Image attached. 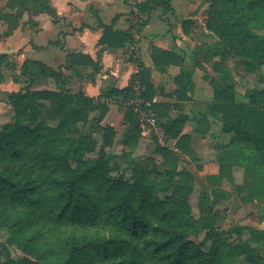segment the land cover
I'll return each instance as SVG.
<instances>
[{"label":"trees","instance_id":"1","mask_svg":"<svg viewBox=\"0 0 264 264\" xmlns=\"http://www.w3.org/2000/svg\"><path fill=\"white\" fill-rule=\"evenodd\" d=\"M168 2L145 0L138 8L141 13L158 7L166 11ZM27 3L35 14L54 16L48 0H9L15 13L3 16L7 36L20 27ZM204 3L205 29L217 39L205 60L217 59L213 71L219 76L210 79L213 102L194 118L200 126L210 115L219 122L221 132L229 135L219 148L218 173L206 180L218 186L230 178L229 169L235 163L249 179L248 196L241 202L264 204V89L246 95L247 102L237 103L229 84L232 75L221 70L229 58L238 59L248 73L264 69V0ZM102 29L99 44L105 48L119 49L132 42L130 34L114 31L112 26ZM198 56L196 53L193 69ZM151 59L157 68L180 67L170 98L189 100L194 70L181 67L183 58L154 49ZM2 66L17 71L8 54H0ZM87 69L93 76L100 67L88 56L68 53L57 70L25 60L13 77L15 84L26 85L8 94L14 121L0 131V230L7 233L6 243H0V264H264V250L241 239L249 230L264 240L263 230L242 225L221 230L212 206L201 203L195 215L188 194L173 186L190 189L193 177L187 169L178 168L180 157L194 159L190 137L182 134L189 117L172 118L170 104L152 103L157 89L150 81V71L139 64L137 91L132 79L125 88L109 86L93 98L68 87L73 75ZM41 80H52L56 89L32 90ZM136 92L143 104L137 112L125 108L126 130L119 155L108 151L113 146L111 127L104 129L98 151L86 136H72L76 124H86L91 113H97L92 119L101 121L113 99L130 98ZM42 111L49 124L41 122ZM143 113L156 120L167 140L174 141L172 148L156 144L154 155L159 160L131 156L140 138ZM94 153L95 157L87 158L86 154ZM117 158L125 167L118 177H112L119 170ZM9 248L20 255L11 258Z\"/></svg>","mask_w":264,"mask_h":264},{"label":"crops","instance_id":"2","mask_svg":"<svg viewBox=\"0 0 264 264\" xmlns=\"http://www.w3.org/2000/svg\"><path fill=\"white\" fill-rule=\"evenodd\" d=\"M144 1L134 0L135 5H132L129 0H48L54 16L37 13L29 20L24 18L21 29L15 30L8 38L5 49L10 51L6 53L16 54L13 52V47L19 40L23 43L27 40L26 47H22L21 58L41 62L53 70L65 64L68 53L88 56L99 65L100 70L93 76L90 75L91 69L84 71L87 72L88 78L81 84V90L93 98L109 86L125 88L132 79L135 81L133 89L137 91L139 64H141L150 71V81L157 89L152 103L170 104L172 107L169 114L172 118L179 115L189 117L182 131V134L190 137L189 146L195 149V145L202 142L216 151L221 147L220 145L228 142L229 135L221 132L219 122L210 115H207V121L200 122V126L194 116L200 115L199 113L213 102L210 79L217 80L218 75L209 72L208 65L214 64L217 59L206 61L205 56L200 53L197 57L198 65L194 69L188 68L187 59H184L185 56L190 57V51L197 45L196 36L200 38L201 47L208 43L206 40L209 38L208 32L201 17L205 8L202 4L199 7L194 6V0H169V8L166 11L158 7L148 13H141L138 4ZM157 11L159 14L156 13ZM102 26H112L114 31L130 34L132 42L119 49L103 47L99 44L103 33ZM154 49L171 52L183 58L181 67L194 70L191 74L192 91L187 93L189 100L177 101L170 98L172 91L175 90L173 80L179 73L180 67H155L151 59ZM195 55L196 53L190 57L193 67ZM205 68L207 70H204ZM196 69L203 70V73L199 74ZM169 80L173 83L171 87L167 83ZM149 104L145 102L146 107ZM113 112L119 114L120 107L109 104L107 116ZM146 115L148 120L152 121V125L161 130L162 135L165 136L163 130L156 124V120L148 113ZM170 142L174 143V141ZM215 151L212 150V154L210 153L207 159L200 160L202 166L200 175L209 176L218 173ZM232 166L233 170L236 168L244 170L235 163Z\"/></svg>","mask_w":264,"mask_h":264},{"label":"rangeland","instance_id":"3","mask_svg":"<svg viewBox=\"0 0 264 264\" xmlns=\"http://www.w3.org/2000/svg\"><path fill=\"white\" fill-rule=\"evenodd\" d=\"M194 6H201V4L204 6V11L202 13V19L204 23H206V10H207V4L204 3V0H194ZM27 9L23 14L21 25L17 30H20L22 27V22L24 18H28V20L31 18L32 15H35L34 8H32V5L27 3L26 4ZM6 13L14 14L15 11L10 9L9 6V0H0V54H8L10 57H12L13 60H15L17 65V71H15L16 74H18L19 70L18 68L21 66V64L28 59L23 60L21 58L22 54V47H26V43H23L22 41H18L17 45H15L13 48L12 53H6L7 51H10L9 49L6 50L5 47H7V40L8 38L13 35V33L10 36H7V29L8 25L3 20V16ZM159 14V11L156 12ZM24 23V22H23ZM27 23V21L25 22ZM16 30V31H17ZM191 30V29H190ZM208 32V31H207ZM197 34V33H196ZM208 37L206 38L207 42L206 46L201 47L199 45L200 38L196 36V43L195 48L190 51L189 55L190 57L194 53L203 54L204 56H208L209 53L212 51V49L217 44V39L208 32ZM193 40V39H192ZM190 44V42H187ZM193 43V42H192ZM191 43V44H192ZM190 57L186 56L184 59H187V66L188 68H193V62L190 60ZM189 59V60H188ZM238 63V59H232L229 58L221 68V70L224 72L230 73L231 76V82L229 83L232 85V89L235 93V101L237 103H243L247 102L246 95H249L253 91H257L260 89H264V69L255 72V73H248L243 66H241ZM209 72L212 74L215 72L213 71V64H209ZM199 74L203 73V70L196 69ZM204 70H207L206 68ZM83 72V73H82ZM80 72L79 76L73 75L72 79H70L69 82V88L71 91L76 92L82 89V83L85 82L84 80L88 78L87 72L82 71ZM206 72V71H205ZM220 72V71H219ZM11 69L6 68L5 66L0 67V78H2V82L0 83V131L5 130L9 125H11L14 121L13 119V109L8 103V94L11 92H18L21 89H23L26 85V83H18L15 84L13 82V77L15 75ZM222 75V73L220 72ZM219 76V75H218ZM169 80L167 83L171 87L173 86L172 81ZM156 82V81H155ZM32 90L39 91V90H55V84L52 80H41L36 82L33 86H31ZM99 96V95H98ZM138 93L136 92L134 95L129 96L128 103H123V100L120 98L113 99L110 104L119 106L120 112L117 113H111L109 116H107L108 112L105 114V116L102 118L101 121H96L94 118L97 116V113H91L89 116V120L86 124L83 123H77L75 126V132L72 135L73 137L78 136H86L90 140H92L96 146V151L100 149V146L103 144L104 139V129L106 127H111L114 130V135L112 138L113 146L108 150L112 154L119 155L122 150V146L120 145V142L124 136L125 133V126L123 124L124 122V116H125V108L133 107L135 106L134 102L135 99H137ZM157 100H159L157 98ZM137 107H135L134 112H137ZM142 119L146 120L143 122L140 128V138L137 141V144L134 148V151L132 152L133 158H144L147 156H155L157 160H159V157L157 155H154V149L156 148V144L161 147L169 146L170 148L173 147L172 142L166 139V136H163L161 133V130H159L157 127L152 125V121L148 120L147 115L143 114ZM40 120L42 123L46 124L48 121L46 119L45 112L42 111L40 113ZM148 120V121H147ZM49 124V123H47ZM155 137V138H154ZM214 137V135H213ZM205 139V138H203ZM192 149V148H191ZM215 151L212 147L207 146V143L203 144L202 142H198L195 145V149H192L193 152V160H190V158L187 157L186 160L185 157H180V162L178 164V168H185L189 172L192 173L193 177L191 179L190 183V189H186L184 186H177L176 184L173 185L175 188L179 190V192H184L188 194V205L192 209V212L197 215V209L202 204L204 206H212L216 212V225L221 230H229L231 228L237 227V226H247L253 229H261L264 231V204L258 203V202H247L243 203L241 202L242 199H246L248 196V188H247V182L248 174L244 172V170L240 168L232 169L233 166L229 169L230 178H224L221 180L220 184L217 186H213L208 183L206 180V175H200V169L202 168L200 164V160L207 159L211 153V151ZM174 151H176L174 149ZM217 151V152H216ZM215 151V159H217V156L221 153L220 149H216ZM212 154V153H211ZM214 154V153H213ZM94 154H86L87 158H93L95 157ZM214 155H212L213 158ZM119 163V170L114 171L111 173L112 177H118L121 174V170L125 167L124 163H120L119 159L117 158ZM215 163V162H213ZM129 171L124 173V178H129ZM208 176V175H207ZM216 187V188H214ZM220 190V194L215 193L213 189ZM164 195H160V198H163ZM241 239L244 242H247L248 245L258 251L264 250V240H261L257 235H254L251 231L247 230L244 231L241 234ZM7 240V233L4 230H0V243L5 244ZM194 241H198L194 238H192ZM9 252L11 255V258L16 259L20 252L16 251L15 249L9 248ZM2 260H4L2 258Z\"/></svg>","mask_w":264,"mask_h":264},{"label":"built area","instance_id":"4","mask_svg":"<svg viewBox=\"0 0 264 264\" xmlns=\"http://www.w3.org/2000/svg\"><path fill=\"white\" fill-rule=\"evenodd\" d=\"M129 2L132 4V5H135V2H134V0H129ZM123 100V103H128V99L129 98H124V97H122V98H120V100ZM134 104H135V106H134V108L135 107H137L136 108V110H138V108L141 106V104H143V102L141 101V100H139L138 99V96H137V99H135V102H134ZM135 110V109H134Z\"/></svg>","mask_w":264,"mask_h":264}]
</instances>
